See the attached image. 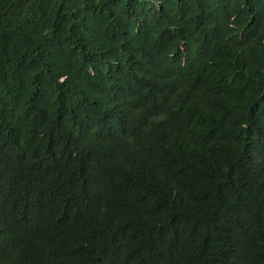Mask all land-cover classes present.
I'll return each mask as SVG.
<instances>
[{
	"label": "trees",
	"instance_id": "trees-1",
	"mask_svg": "<svg viewBox=\"0 0 264 264\" xmlns=\"http://www.w3.org/2000/svg\"><path fill=\"white\" fill-rule=\"evenodd\" d=\"M0 264H264V0H0Z\"/></svg>",
	"mask_w": 264,
	"mask_h": 264
}]
</instances>
